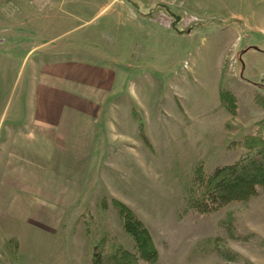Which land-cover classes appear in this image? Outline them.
Masks as SVG:
<instances>
[{"label":"rangeland","instance_id":"1","mask_svg":"<svg viewBox=\"0 0 264 264\" xmlns=\"http://www.w3.org/2000/svg\"><path fill=\"white\" fill-rule=\"evenodd\" d=\"M111 1L92 20L98 1L0 0V264H107L117 244L131 257L109 264H264V185L210 212L187 202L195 168L264 140V0ZM76 58L129 75L85 88L56 74ZM84 100L102 105L97 120L78 116ZM44 102L58 115L30 130ZM85 129L92 148L57 140Z\"/></svg>","mask_w":264,"mask_h":264},{"label":"trees","instance_id":"2","mask_svg":"<svg viewBox=\"0 0 264 264\" xmlns=\"http://www.w3.org/2000/svg\"><path fill=\"white\" fill-rule=\"evenodd\" d=\"M253 134L256 135L258 132L250 133L251 136H247L249 141L255 139L260 141L256 145L254 153L250 151L251 148H248V153H244L231 164H218L209 171L203 170L200 166L195 168V173H193L187 190V202H190L189 206L192 209L198 212H210L232 200L249 196L255 192L258 185H264V140ZM241 141L245 144L244 140ZM246 144L248 143L246 142ZM196 194H198V197L195 198ZM122 209H126V207ZM127 209L123 211L124 214L122 215L126 232L134 237L135 243L141 250L140 257L147 261L155 260L157 252L154 249L145 252L146 249L151 248L150 235L147 229L142 224L141 219L136 218L133 210ZM141 235L146 237L144 241H141ZM113 245H116V243ZM113 250L110 252L111 254L109 253L111 255L109 260L119 259L122 263L125 256L131 257L130 254H132L122 248L120 244H117ZM100 259L98 258L97 261ZM109 260L107 264H109Z\"/></svg>","mask_w":264,"mask_h":264},{"label":"crops","instance_id":"3","mask_svg":"<svg viewBox=\"0 0 264 264\" xmlns=\"http://www.w3.org/2000/svg\"><path fill=\"white\" fill-rule=\"evenodd\" d=\"M78 1L82 4V6L84 5V0H77V2ZM89 1L90 2L92 1V3H90V4H94V2L98 1L97 3H98V5H100V6L94 8L95 9L94 11H97V13H96V16L94 15L92 20L93 19L95 20L96 17H98L100 14L106 13L108 8H110L112 6L111 5L112 2H114V1L109 2V0H106V1L105 0L104 1L89 0ZM78 5H80V4H78ZM162 9H164V8H162ZM141 29L142 30L139 32L143 33L144 29L143 28H141ZM176 29H178L177 25H175L174 29H171V30H173L177 33H181V32H179L180 30L177 31ZM155 36L157 38H160L163 35L162 34H160V35L156 34ZM137 38L138 37H136L135 41L137 40ZM56 64H57V66L61 67L60 70H56V74L61 79L80 83L85 88H88V87L91 88L92 87L95 91H98V90L108 91L107 93L115 91L117 84H118V80L121 79L122 77H126L129 75L128 74L129 72L127 71V69H124V71H123L122 68H119L117 66H114V67L112 65L101 66L100 63L99 64L94 63L93 60L90 61L89 59H84V58L68 59V60H64V61L59 60V62H56ZM62 93L63 92H61V94ZM40 105H42V104H40ZM40 105H37V104L35 105V107L33 109L34 117L30 118V120L27 123V125H29L30 130L31 129L36 130L35 126H37L36 124L38 122L37 118H38L39 114H41V113L44 114L45 119L46 118L52 119L54 116L58 115L57 113H54V106L53 105H49L47 102H44V105H42V106H40ZM73 106H76L75 109L79 111L78 116L81 118L84 117L85 115H87V117L89 119L90 118L92 119V117L88 113H86V114L84 113V110H85V107H87L88 110H93L92 113H95L94 117H96V120L100 114V110L103 109L102 105L97 104V103L95 104L92 101L86 103L85 100L82 103L78 102ZM65 109L68 110L69 107H67ZM96 111H98L97 115H96ZM62 113H63V108H61V111L59 112L61 117H62ZM65 124L66 123H63L61 125L63 126ZM29 134L30 133H27V135H29ZM56 137H59V136H56ZM63 137H65V136L62 135L61 138H58L57 140H61V141L65 142L66 147H69L68 143L78 141V142L82 143L81 148L83 150L89 149V147L92 148L90 146L91 145L90 143H91V141H93V143H94V140H95V138H93V136L90 134V131L89 130L87 131V129H85V131H83V132H81V130H80V131H77L76 133H71L70 135H68V137H70L71 141L68 140V142H67L66 139H64ZM46 140H47V137H46ZM48 142H51V144L53 145L51 135L48 138ZM52 145H51V147H52ZM43 153H44L43 156L44 157L49 156V159H51L53 156L52 150L49 152V155H47L46 151H44ZM13 154H14V151H13ZM81 156L83 157V153ZM27 157L25 156V158H27ZM25 161H27V160H25ZM30 161L31 160L29 159L27 162H30ZM30 163H32V162H30ZM52 164H53V161L51 160V163H49L50 168L52 167ZM40 168L46 169L47 167H46V165L42 164V165H40ZM14 169H15V167H14ZM16 171L18 172V174L22 173V171H18V170H16ZM49 171L51 172V169H49ZM12 172H14V170Z\"/></svg>","mask_w":264,"mask_h":264},{"label":"water","instance_id":"4","mask_svg":"<svg viewBox=\"0 0 264 264\" xmlns=\"http://www.w3.org/2000/svg\"><path fill=\"white\" fill-rule=\"evenodd\" d=\"M254 48H256V47H254Z\"/></svg>","mask_w":264,"mask_h":264}]
</instances>
